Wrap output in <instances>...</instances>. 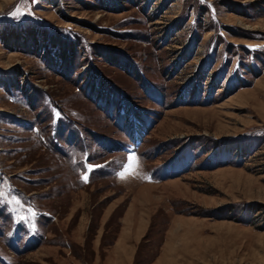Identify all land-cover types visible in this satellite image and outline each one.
Listing matches in <instances>:
<instances>
[{"label": "rangeland", "instance_id": "obj_1", "mask_svg": "<svg viewBox=\"0 0 264 264\" xmlns=\"http://www.w3.org/2000/svg\"><path fill=\"white\" fill-rule=\"evenodd\" d=\"M139 188L132 264H264V0H0V264H100Z\"/></svg>", "mask_w": 264, "mask_h": 264}, {"label": "crops", "instance_id": "obj_2", "mask_svg": "<svg viewBox=\"0 0 264 264\" xmlns=\"http://www.w3.org/2000/svg\"><path fill=\"white\" fill-rule=\"evenodd\" d=\"M146 188H151L152 184H146ZM151 186V187H150ZM152 194V190H142L139 188L136 191L135 198L121 217L120 228L113 239V241L107 246L105 250H103V258L100 260V264H132L138 247L142 242L144 236L146 235L152 217L156 214L155 211L157 210V203L158 201L156 198H152V196H146ZM171 223L168 228V232H166V242L163 246L165 256L168 251V256L166 258H171L169 254L171 252L181 251L184 248H178L175 245L179 242L176 239V236H180L182 230L193 223L190 221V218H181L176 215L171 217ZM100 239L98 237V241L94 244V249L96 253L100 251ZM162 257L163 258H165ZM97 257V256H96ZM161 258V256L159 257ZM158 258V260H159ZM97 259V258H96ZM166 260V259H165ZM171 261V260H168ZM174 263L178 264L175 260ZM164 259L159 262V264H164ZM99 264V263H97Z\"/></svg>", "mask_w": 264, "mask_h": 264}, {"label": "trees", "instance_id": "obj_3", "mask_svg": "<svg viewBox=\"0 0 264 264\" xmlns=\"http://www.w3.org/2000/svg\"><path fill=\"white\" fill-rule=\"evenodd\" d=\"M148 236H149V234H147V236H146V237H144V239H145V238L147 239V238H148Z\"/></svg>", "mask_w": 264, "mask_h": 264}]
</instances>
